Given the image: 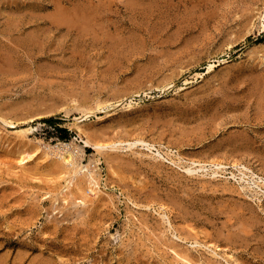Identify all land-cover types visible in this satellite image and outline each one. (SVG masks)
Segmentation results:
<instances>
[{
    "label": "rangeland",
    "instance_id": "374dc122",
    "mask_svg": "<svg viewBox=\"0 0 264 264\" xmlns=\"http://www.w3.org/2000/svg\"><path fill=\"white\" fill-rule=\"evenodd\" d=\"M0 264H264V0H0Z\"/></svg>",
    "mask_w": 264,
    "mask_h": 264
},
{
    "label": "bare ground",
    "instance_id": "6f19581e",
    "mask_svg": "<svg viewBox=\"0 0 264 264\" xmlns=\"http://www.w3.org/2000/svg\"><path fill=\"white\" fill-rule=\"evenodd\" d=\"M79 121V120H78ZM81 122V121H80ZM79 123V122H78ZM75 125H78V124H75ZM79 127V126H78ZM80 128V127H79ZM78 128V129H79ZM22 132H23V134H27V133H29V129H24V130H21ZM86 132V131H85ZM85 132H84V134H85ZM88 133V132H87ZM88 135V134H87ZM90 137H88L87 136V139L86 140H83L82 142H83V144H84V147H90V146H93L97 151H102L103 149H105V148H107V145H101V144H92V142L90 141V139H89ZM91 139H92V137H91ZM74 144V143H73ZM72 144V145H73ZM66 145V144H65ZM71 146V145H70ZM69 146V147H70ZM65 147H68V145L67 146H65ZM64 147V148H65ZM76 147V146H75ZM54 148V147H53ZM49 149V148H48ZM50 149H51V147H50ZM74 149V147L73 148H67L66 149V151H64V154H63V159L66 161V162H70V161H72V160H74V157H76L77 156V154H79L80 152H82L81 150H77L76 151V153H75V150H73ZM55 150V149H54ZM64 150V149H63ZM77 167L78 166H76V169L73 171V173L74 174H77L79 171H82L83 169H85V167L84 166H82L81 168H80V170H78L77 169ZM87 172H88V169L86 170ZM85 172V171H84ZM91 173V172H90ZM90 173H89V175H90ZM85 174V173H84ZM86 175V177H87V174H85ZM88 177H90V178H88V179H90L89 180V182L90 183H88V179H87V183L88 184H91L92 182H95L96 180H95V176H93V175H90V176H88ZM85 178V177H84ZM82 179V178H81ZM85 180H86V178H85ZM76 181H77V179H76ZM82 181V180H81ZM97 182V181H96ZM80 183V182H79ZM93 184V183H92ZM77 185V184H76ZM79 185H82V184H79ZM97 184L95 183V185L94 186H96ZM83 186H86V183L85 184H83ZM89 186V185H88ZM88 186H87V188H88ZM92 186V188H93V185H91ZM90 187V186H89ZM95 188V187H94ZM90 193H91V190H90ZM96 193V192H95ZM93 196H95V195H93Z\"/></svg>",
    "mask_w": 264,
    "mask_h": 264
},
{
    "label": "trees",
    "instance_id": "16d2710c",
    "mask_svg": "<svg viewBox=\"0 0 264 264\" xmlns=\"http://www.w3.org/2000/svg\"><path fill=\"white\" fill-rule=\"evenodd\" d=\"M45 123L55 128L61 134L60 139H65L66 136L68 135V131L66 129H63L57 126V123H58L57 120L48 119L45 121Z\"/></svg>",
    "mask_w": 264,
    "mask_h": 264
}]
</instances>
